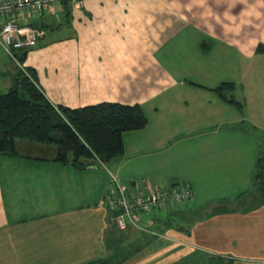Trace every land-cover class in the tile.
<instances>
[{
    "label": "crops",
    "instance_id": "crops-1",
    "mask_svg": "<svg viewBox=\"0 0 264 264\" xmlns=\"http://www.w3.org/2000/svg\"><path fill=\"white\" fill-rule=\"evenodd\" d=\"M72 4L70 16L66 9L55 7L37 21L50 30L62 26V32L69 31L72 22L78 38L64 47L65 62L54 73L47 69L48 76L40 78L38 87L54 105L71 108L104 102L139 104L148 125L124 133V154L118 159H83L81 168L56 161V146L16 140L17 152L20 148L36 156L19 152L0 156V264H210L216 257L234 264H264V203L215 213L216 207L252 185L264 147L262 72L243 81V115L239 110L231 113L235 105L223 101L213 91L216 87L208 86L209 80L175 82L186 89L173 99L155 94L164 91L159 86L148 89L145 97L130 84V54L142 57L156 46L147 45L142 32L141 42L133 45L134 32L150 22L206 25L201 32L207 41L238 35L240 44L247 42L243 49H253L255 57L264 55L257 53V47L264 45V0H78ZM158 5L159 9L166 5L165 14L152 11ZM174 7L178 13L168 12ZM109 32L126 42L130 33L134 40L118 45ZM167 38L166 34L160 44ZM201 45L210 51L209 42L200 40L198 48ZM169 81L174 82L161 79L158 84ZM149 98H157L158 104L147 112L143 105ZM128 144L130 164L124 166ZM113 177L155 185L187 181L195 198L178 209L181 223L169 219L175 213L167 208L150 216L140 213L136 224L127 221L122 229L116 212L107 205Z\"/></svg>",
    "mask_w": 264,
    "mask_h": 264
},
{
    "label": "rangeland",
    "instance_id": "rangeland-1",
    "mask_svg": "<svg viewBox=\"0 0 264 264\" xmlns=\"http://www.w3.org/2000/svg\"><path fill=\"white\" fill-rule=\"evenodd\" d=\"M173 3L175 4L177 2ZM165 9L166 5L161 6L160 9L158 5L156 8H153L152 11L165 14ZM177 11L178 10L174 7L173 11L168 12L178 13ZM214 22L215 23L213 24L217 26L218 22ZM159 24H161V26L156 25L154 22H150L147 26H139V29L141 30L140 32H134L135 40L133 39V45L141 42V40H139L140 38H138V34L141 32V36L146 39L147 45L156 44L154 48H148L149 50L154 51H151L149 54L146 53L142 57L136 52L130 54V66L132 68L130 84H132L133 91L134 87L136 88L138 94L147 97L149 96V90L151 92L152 89L160 87L159 89H163L164 91H156L155 94L158 96H170L173 99L175 96L181 97L184 95L183 89H186L184 87L180 88L177 84L178 81H191L203 84L202 80H209L210 84L208 86L211 89L221 86L224 83H233L235 85V91L233 92V90L226 89L224 92L225 95L231 97L235 101H243L242 103H244L243 81L250 80L252 75L259 72H262L260 77L264 81V55L255 57L253 49L251 51L243 49L248 48L247 42L240 44L236 33V36L234 37L225 38L224 40L226 42L224 44L222 43L224 42L223 38H214L215 40L207 41L206 35L203 33L206 29V25L202 27L201 24H197L195 27H189L187 25H181V22L177 24L176 22L171 21L167 23L160 22ZM64 28L67 29V25H65ZM58 29H47V36L40 40L36 46L14 51V55L16 56H21L26 53V59L21 62L22 66L17 64V58L15 60L12 59L11 56L4 51V48L0 43V93H7L13 87V76L19 74V69L21 67L35 70L37 77L36 80L41 84L40 78L45 79V77L48 76L47 69L50 70V73H54V71L65 62L66 56L63 52L64 47H70L73 45L74 41L78 40V38L72 22L69 31L62 32V26ZM134 29L135 28H132L130 31H133ZM201 30L203 32H201ZM245 31L242 33L243 36L245 35ZM109 33L112 36V40L119 42L118 45H126L128 41H133L132 37H130L132 34L130 33L127 42L124 41L120 35H114L111 32ZM166 34L169 38L166 39L164 45H161L159 40L166 36ZM249 38L242 41H247ZM200 40L209 42L211 45L209 52L206 46L204 47L201 45L198 48ZM68 43L70 44L68 45ZM135 47L138 48L139 46ZM157 47L158 49L156 51ZM173 50H175L176 53L173 52ZM258 59H262L261 64L258 62ZM206 65H208V68H206ZM50 76L53 77L52 75ZM110 77L111 74L105 79L108 80ZM161 79H170L174 80V82L169 81L167 85L161 86L158 84V81ZM174 84H177L178 86H174ZM107 86L108 85H105V88H107ZM20 92L22 99H26L28 96L27 93H25V91ZM206 93L210 94V92ZM120 94H122V92ZM99 99H101V97H99ZM197 100L198 102H201V96H199ZM157 104V98H149L145 100L143 106L144 109L149 112L150 109H154ZM235 108L231 107L230 111L232 114H236L238 108L236 106ZM214 110L218 112L219 109L215 106ZM153 117L154 116L151 117L150 115L154 124L155 121H153ZM249 118L251 119L250 116ZM147 133L152 135L149 131ZM18 152L25 156H36V153L29 155L20 148L18 149ZM124 158L128 161L123 162V165H129L130 144L127 145V156ZM132 181L135 180H129L128 182H122L120 180L119 183L121 185L122 183L130 185ZM188 204H185L184 206H187ZM160 214L164 217L166 215L164 212H160ZM181 214L182 213H176L171 216V221H182L180 218ZM166 221H168V218Z\"/></svg>",
    "mask_w": 264,
    "mask_h": 264
},
{
    "label": "trees",
    "instance_id": "trees-1",
    "mask_svg": "<svg viewBox=\"0 0 264 264\" xmlns=\"http://www.w3.org/2000/svg\"><path fill=\"white\" fill-rule=\"evenodd\" d=\"M72 5L71 0H64L59 8L66 9V16H70ZM47 13L36 18L33 25L45 33L40 40L47 36V26L40 25L37 21ZM257 53L264 54V45L257 47ZM16 58L17 64L22 66L21 62L26 59V53L21 56L15 55ZM19 70V74L13 76V87L7 93H0V156L18 155L15 141L28 140L56 146L58 148L56 161L70 163L76 168L84 166L81 162L83 159L110 162L124 154V133L143 130L148 125V118L139 104L104 102L81 108L54 105L38 87L36 71L24 67ZM226 89L234 92L235 85L231 82L224 83L213 91L223 101L234 104L243 115L244 103L226 96L224 93ZM20 91L27 93L26 99H22ZM171 182L188 184L195 198L194 189L189 182L179 180ZM246 203H255V205L264 203V147L257 157L251 187L233 201H227L216 207L215 213L233 211L235 209L231 208L238 209ZM172 213L176 214L178 210H173ZM181 219L183 221V218ZM210 264H234V262L216 257L211 259Z\"/></svg>",
    "mask_w": 264,
    "mask_h": 264
},
{
    "label": "built area",
    "instance_id": "built-area-1",
    "mask_svg": "<svg viewBox=\"0 0 264 264\" xmlns=\"http://www.w3.org/2000/svg\"><path fill=\"white\" fill-rule=\"evenodd\" d=\"M64 0H0V43L15 60L14 51L31 48L45 35L33 26L36 18L61 7ZM77 2L78 0H71ZM107 196V205L116 212V222L122 229L127 221L136 224L140 213L152 215L153 211L178 210L193 200L190 186L181 182L155 185L152 181H136L123 186L116 177Z\"/></svg>",
    "mask_w": 264,
    "mask_h": 264
}]
</instances>
